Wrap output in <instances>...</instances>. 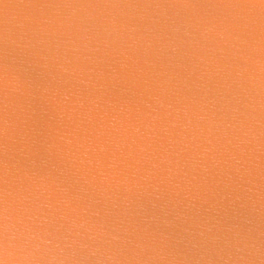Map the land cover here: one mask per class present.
Returning <instances> with one entry per match:
<instances>
[{
    "label": "water",
    "instance_id": "water-1",
    "mask_svg": "<svg viewBox=\"0 0 264 264\" xmlns=\"http://www.w3.org/2000/svg\"><path fill=\"white\" fill-rule=\"evenodd\" d=\"M0 264H264V0H0Z\"/></svg>",
    "mask_w": 264,
    "mask_h": 264
}]
</instances>
